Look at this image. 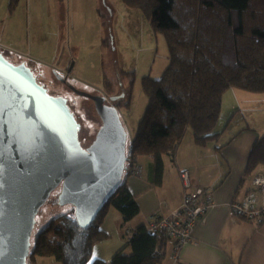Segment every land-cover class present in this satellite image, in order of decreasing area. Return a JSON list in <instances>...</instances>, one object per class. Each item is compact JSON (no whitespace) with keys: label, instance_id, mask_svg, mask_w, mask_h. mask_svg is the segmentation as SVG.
I'll list each match as a JSON object with an SVG mask.
<instances>
[{"label":"trees","instance_id":"obj_1","mask_svg":"<svg viewBox=\"0 0 264 264\" xmlns=\"http://www.w3.org/2000/svg\"><path fill=\"white\" fill-rule=\"evenodd\" d=\"M122 2L139 10L153 31L164 35L169 51V64L162 77L149 76L142 82L148 105L135 137L127 145L128 159L153 158L155 184L161 185L165 158L176 156L187 131L191 130L198 146L218 136L215 130L228 89L264 93V0ZM17 3L12 0V10ZM260 166H264V137L253 146L245 177ZM129 175L125 172L115 194L89 227L79 225L73 206L40 229L35 226L27 263L51 257L61 264H106L92 261V251L96 243L108 238L102 226L109 209L121 213L124 229L140 212L127 185ZM59 193L60 189L54 191L46 204L59 203ZM169 240L164 231L138 226L128 237L131 254L120 252L111 263L163 264Z\"/></svg>","mask_w":264,"mask_h":264},{"label":"water","instance_id":"obj_2","mask_svg":"<svg viewBox=\"0 0 264 264\" xmlns=\"http://www.w3.org/2000/svg\"><path fill=\"white\" fill-rule=\"evenodd\" d=\"M72 89L94 102L102 122L88 148L67 100L49 95L25 63L13 65L0 53V264H28L36 217L54 191L87 228L123 180L128 136L118 108Z\"/></svg>","mask_w":264,"mask_h":264},{"label":"crops","instance_id":"obj_3","mask_svg":"<svg viewBox=\"0 0 264 264\" xmlns=\"http://www.w3.org/2000/svg\"><path fill=\"white\" fill-rule=\"evenodd\" d=\"M61 2L64 6V1ZM20 3L18 0L12 10V0H0V31L8 32V37L15 36L14 31L20 26V19L14 20L15 15H22L17 13ZM31 3V0H25L23 7L27 5L31 9ZM36 4L40 12L59 10L60 7L59 0H38ZM29 21L33 23L30 13ZM2 36L5 37L0 36V53L15 57L18 54L15 45L2 42ZM215 132L216 138L205 146H198L191 130L187 131L176 156L165 158L161 185L155 184L153 158H137L142 174L129 175L127 185L140 212L124 229L121 213L115 208L109 209L102 226L108 238L93 246L92 261L112 264L116 254H131L127 232L141 225L149 227L158 208L166 215L178 209L183 198L180 173L188 171L193 190L200 188L211 193L214 203L198 222L190 243L177 250L173 242H168L163 264H264V224L257 227L230 213L233 203L242 201L255 189L254 179L264 177V166L245 177L253 146L264 137V93L228 89L223 95L221 117ZM260 200L263 204L264 193ZM36 264L61 263L55 258L38 257Z\"/></svg>","mask_w":264,"mask_h":264},{"label":"rangeland","instance_id":"obj_4","mask_svg":"<svg viewBox=\"0 0 264 264\" xmlns=\"http://www.w3.org/2000/svg\"><path fill=\"white\" fill-rule=\"evenodd\" d=\"M37 1L31 0L28 9L21 0L17 13L22 15L14 16L20 19L15 36L0 31L5 36L2 42L15 45L18 52L15 57L3 56L13 65L23 61L49 95L67 100L81 126L80 141L85 147L95 140L102 122L94 102L77 95L72 87L94 96L120 98L122 106L117 108L130 142L148 105L143 80L161 78L169 64L164 35L155 33L149 20L122 0H63L64 6L59 0V10L48 12L36 9ZM56 71L64 78L68 75L69 86L59 81ZM107 104L113 103L108 100ZM70 209L53 201L46 204L36 217L37 230Z\"/></svg>","mask_w":264,"mask_h":264},{"label":"built area","instance_id":"obj_5","mask_svg":"<svg viewBox=\"0 0 264 264\" xmlns=\"http://www.w3.org/2000/svg\"><path fill=\"white\" fill-rule=\"evenodd\" d=\"M131 175L141 176L142 167L137 164V158L129 161ZM180 179L184 187L181 205L172 213L166 215L158 208L152 215L149 230L152 232L164 231L179 250L193 240L197 224L203 219L213 206L211 193L198 188L190 191L192 180L188 171H181ZM254 190L249 192L240 202L231 205L230 213L233 217L255 224L260 227L264 224V203L261 204L260 195L264 193V177H256ZM131 235V232H127Z\"/></svg>","mask_w":264,"mask_h":264},{"label":"flooded vegetation","instance_id":"obj_6","mask_svg":"<svg viewBox=\"0 0 264 264\" xmlns=\"http://www.w3.org/2000/svg\"><path fill=\"white\" fill-rule=\"evenodd\" d=\"M67 72H68V71H67ZM65 77H68V75L65 76ZM108 100H109L111 103H113L112 106H115V107H118L117 105H118V103H120V102H118V101H111L110 98H107V102H108ZM79 136H80V134H79ZM92 143H93V142H92ZM83 147H84V148H88L89 146H87V147L83 146Z\"/></svg>","mask_w":264,"mask_h":264},{"label":"clouds","instance_id":"obj_7","mask_svg":"<svg viewBox=\"0 0 264 264\" xmlns=\"http://www.w3.org/2000/svg\"><path fill=\"white\" fill-rule=\"evenodd\" d=\"M127 145H128V143H127ZM131 158H132V157H131ZM131 158H130V159H131ZM135 158H137V157H135ZM130 159L127 158L126 171H125V172L128 171L129 174H130V171H129V169H130V168H129V166H130V165H129V161H130ZM130 175H131V174H130Z\"/></svg>","mask_w":264,"mask_h":264},{"label":"bare ground","instance_id":"obj_8","mask_svg":"<svg viewBox=\"0 0 264 264\" xmlns=\"http://www.w3.org/2000/svg\"><path fill=\"white\" fill-rule=\"evenodd\" d=\"M190 191H195V189L193 190V188L192 187H190V189H189ZM183 194H184V187H183Z\"/></svg>","mask_w":264,"mask_h":264}]
</instances>
